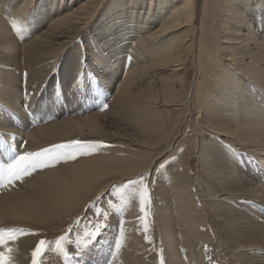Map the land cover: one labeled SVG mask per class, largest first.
<instances>
[{
    "label": "rangeland",
    "instance_id": "obj_1",
    "mask_svg": "<svg viewBox=\"0 0 264 264\" xmlns=\"http://www.w3.org/2000/svg\"><path fill=\"white\" fill-rule=\"evenodd\" d=\"M197 2L201 4L202 0ZM76 3L77 0L70 6H76ZM39 5L42 8L35 12V16L40 13L41 16L30 17L29 24L9 33L11 36L15 31L12 40L21 45L17 54L37 36H44L45 45H52L50 49L69 39L72 45L69 52L65 48L58 64L40 87L33 81L35 68H29V60L24 62L22 54L17 69L1 81L6 83L4 89L8 96L18 102V109L0 102V195L20 198L27 211L36 208L25 207L30 197L49 193L53 184H59L65 176H72L71 168L80 169L83 160H93L100 151L111 149L109 146L113 142L105 139L66 138L68 134H64L61 125L71 117H98L110 111L107 120L114 124L105 123V127L114 130L117 122L111 109L116 108L121 100L119 87L124 81H132L131 75L139 63L136 55L132 56L127 35L125 39L124 33L118 30L123 28L121 21L129 18L128 14L99 37L98 27L106 20L98 17L84 28L76 24L69 33L62 31L53 35L52 17H58L62 12L59 13L58 8L54 10L51 5L44 7L46 3L42 0ZM118 11L114 10L113 14ZM196 34L198 38V32ZM73 46L77 48L72 49ZM80 50L85 53L81 71L64 75L63 69L71 65L69 56ZM102 51V61H92L94 54L102 55ZM116 52L123 54L116 64L109 65L110 57ZM131 66V70H126ZM168 69L165 71H170ZM196 72L193 67L191 80L195 81ZM255 92L253 99L256 103L253 104L261 105L264 110V93L257 89ZM192 125L194 122L186 124L185 121L171 147L163 149L164 145L157 144L155 148H148L143 154L147 157L142 158L144 163L151 155L158 154L143 172L132 177L125 174L128 177L124 176L121 181L119 178L108 179L109 183L105 182L104 187L98 182V187L86 193L67 212L42 218L43 211L39 209L33 216L21 213L0 220V253L6 255L9 264H33V252L39 241L45 240L42 253L35 258L37 264H264V246L258 247L256 243V239L264 243V201L246 195L226 197L219 193L221 203L226 206L220 209L211 206L210 201L214 198L203 197L200 158L195 149L196 138L201 137V132ZM207 132L208 137L218 136L215 131ZM219 137L218 142L222 141L216 144H224V149L231 151L228 160L240 168L241 175H247L251 182L264 187V162L259 159L264 156L260 157L256 151L239 143L224 141V135ZM72 141L95 143L96 146L80 149L75 159L50 160L46 162L47 166L30 169V174L10 177L9 165L24 152H39ZM180 155L186 161L190 158L194 180V193L187 198L189 205L194 203L187 210L183 203L180 206L183 209L179 208L172 179L167 178ZM185 165L189 167L184 164L183 169ZM130 182L142 183L143 190L138 194ZM141 193H144L143 211ZM98 225L102 226V231L93 240L89 234L95 233ZM234 241L240 244H233Z\"/></svg>",
    "mask_w": 264,
    "mask_h": 264
},
{
    "label": "bare ground",
    "instance_id": "obj_2",
    "mask_svg": "<svg viewBox=\"0 0 264 264\" xmlns=\"http://www.w3.org/2000/svg\"><path fill=\"white\" fill-rule=\"evenodd\" d=\"M74 1L42 0L46 3L44 7L51 5L62 12L52 17L53 35L62 31L69 33L76 24L84 28L98 17L106 20L98 27L99 37L108 33L113 23L129 15L121 21L123 28L118 30L124 33L125 39L127 35L129 49L139 63L131 75L132 81H124L119 87L121 100L111 109L117 122L115 129L105 127V123H110L107 120L110 111L98 117H71L61 125L64 134H68L66 138L105 139L113 145L109 146V151H100L95 159L83 160L80 169L71 168L72 176L53 184L49 193L30 197L25 207H36L32 211L24 209L20 198L0 195V220L21 213L33 216L39 209L43 211L42 218L67 212L86 193L98 187V182L103 186L108 179L121 181L124 176L143 172L158 153L151 155L147 163L142 159L147 158L143 154L157 144L164 145L163 149L171 147L185 121L186 124L194 122L192 126L201 132L195 149L200 158L203 197L215 199L210 201L211 206L218 209L226 206L221 203L219 193L264 201L263 185L251 182L247 175L242 176L240 168L228 160L231 151L225 150L224 144H216L219 136L224 135V141L241 144L264 156V110L261 105L253 104L256 103L254 89L264 93V33L260 34L264 32V0H202L201 4L197 0H77L76 6H70ZM39 2L41 0H0V102L4 101L13 109H18V102L8 96L4 89L6 83L1 81L17 69L20 55H24V62L29 60V68H35L33 81L40 87L65 48L69 52L72 45L69 39L50 49L52 45H45V37L37 36L17 54L21 45L12 40L16 32L11 36L9 33L30 23V17L42 8ZM114 10L119 11L113 14ZM39 16L41 13L34 18ZM122 54L116 52L108 64H116ZM84 56L83 50L72 52L71 65L62 73L69 76L80 72ZM102 56L103 51L102 55L95 53L92 61H102ZM193 67L197 71L195 81L190 78ZM166 68L170 71H165ZM7 128L13 129L12 126ZM207 131H215L218 136L208 137ZM259 159L264 162V158ZM184 164L189 167L185 165L183 169ZM191 173L190 158L186 161L180 155L175 169L167 176L172 179L181 210L190 209L192 203L187 202L188 196L194 193ZM131 185L137 193L144 188L138 182ZM256 243L258 247L264 246L259 239Z\"/></svg>",
    "mask_w": 264,
    "mask_h": 264
},
{
    "label": "snow or ice",
    "instance_id": "obj_3",
    "mask_svg": "<svg viewBox=\"0 0 264 264\" xmlns=\"http://www.w3.org/2000/svg\"><path fill=\"white\" fill-rule=\"evenodd\" d=\"M95 143H85L81 141H72L68 144H59L55 145L52 148L43 149L39 152H24L19 155L15 162L9 165L10 177L20 178L23 174H30L29 170H35L38 167L47 166L46 162L50 160H56L57 162L62 158L75 159V154L80 151L82 148H91L95 147ZM135 183V182H130ZM144 204V193H141V205L143 211ZM15 231V230H13ZM102 231V226L98 225L95 233H90L89 235L94 240L96 236ZM46 241L40 240L33 252V264H37L36 257L39 256L44 247ZM0 261H3V264H9V261L4 253H0Z\"/></svg>",
    "mask_w": 264,
    "mask_h": 264
}]
</instances>
